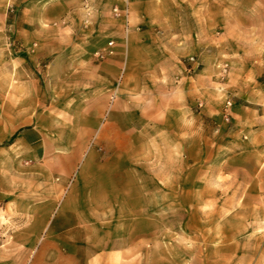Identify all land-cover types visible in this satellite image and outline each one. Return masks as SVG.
Returning <instances> with one entry per match:
<instances>
[{
	"label": "rangeland",
	"instance_id": "rangeland-1",
	"mask_svg": "<svg viewBox=\"0 0 264 264\" xmlns=\"http://www.w3.org/2000/svg\"><path fill=\"white\" fill-rule=\"evenodd\" d=\"M44 2L26 0L6 9V31H0V41L8 46L0 49V264H85L90 258L84 234L91 219L99 224L95 227L102 235L97 243L101 252L139 249L133 261L115 255L112 264H264V178L246 176L249 163L237 162L234 148L221 138L238 129L235 122L251 124L243 111L236 116L229 113L246 105L241 99H237L240 106L234 105L226 96L244 83L240 76L245 68L228 64L234 37L230 21L235 19L230 15L234 9H251L257 14L251 23L264 27V16L259 14L264 12V0H219L218 16L211 14L205 0L203 18L209 24L203 36L205 52L195 56L198 70L205 68L208 73H203L198 89L203 102L212 107L204 117L203 156H187L188 189L181 194V207L143 208L118 217L113 210L85 208L83 201L90 196L83 190L92 179L84 172L78 175L81 162L73 168L67 156H86L90 150L96 156L111 155L110 146L99 145V129L93 122L90 126V119L103 118L101 110L109 108L125 73L128 0L120 1V16L114 17L118 23L105 0L100 5L108 15L93 16L92 21L84 14L54 13L37 22L32 12ZM71 5L81 9L79 1ZM2 15L0 7V30ZM109 41L114 42V53L96 56ZM21 50L22 62L9 60ZM54 58L59 59L56 64H52ZM115 58H119L118 70H108L114 81L109 80L108 90L101 91L97 65ZM257 82L264 83V73ZM262 100L264 116V94ZM48 105L52 107L47 109ZM66 138L71 142L64 143ZM124 165L151 171V156H130ZM235 171L241 176L233 177ZM138 179L133 180L135 185L147 184ZM251 181L256 192L250 191ZM179 197L173 194L172 200ZM92 200L98 202L99 194ZM74 229L81 234L78 241L71 239ZM114 229L120 235L110 234ZM107 232L110 239L105 237ZM73 243L80 246L82 255L68 256Z\"/></svg>",
	"mask_w": 264,
	"mask_h": 264
},
{
	"label": "crops",
	"instance_id": "crops-1",
	"mask_svg": "<svg viewBox=\"0 0 264 264\" xmlns=\"http://www.w3.org/2000/svg\"><path fill=\"white\" fill-rule=\"evenodd\" d=\"M25 1L0 0V7L4 8L3 30L0 31H6V9ZM41 1H45L43 6L32 12L37 22H44L48 17L54 16V13L63 17L84 14L88 20L93 16L108 15L102 12V0ZM78 1L81 9L71 5ZM105 1L111 11L120 7L121 0ZM206 1L209 2L207 9L212 15L218 16L219 0ZM204 9L205 0H128L125 73L112 95L109 108L101 110L103 118L96 116L90 119L93 127L99 129V145L110 146L111 155L96 156L97 153L90 150L86 156H67L73 168H77L81 162L78 175L84 172L92 179L87 185L88 188L83 190L90 196L89 200L83 201L85 208L113 210V214L118 217L125 213L134 215L143 208L181 207V194L187 193L188 189L187 156H203L204 117L212 108L209 102H203V92L198 89L204 82L205 68L197 69L193 74L186 71V59L202 56L205 52L203 36L208 33V30L205 31V24H209L204 22L203 17L207 15L204 14ZM259 14L264 16L262 11ZM111 15L118 23L114 13ZM230 16L235 19L230 21V33H233L234 37L228 64H243L245 68L240 76L244 83H240L232 92H226V96L234 105H239L237 99L245 101L246 105H241L242 110L231 108L229 113L236 116L243 111L250 118L251 124L235 122L238 129L231 130L221 138L228 146L234 148L233 156H236L237 162L249 163L245 164L246 176L264 178V116L261 113L264 83L257 82L264 73V27L251 23V18L257 14L248 8L234 9ZM38 29L39 26L34 32L37 33ZM14 32L19 33L17 30ZM7 47L6 43L0 41V49L6 50ZM19 52L21 53L17 54L14 51L16 55L10 56L9 60L22 62L24 51ZM58 60L54 58L52 64H56ZM118 65L119 58L97 65L100 75L96 81H99L101 91L108 90L109 80L114 81V77L108 73L109 68L117 71ZM220 65L222 66L221 63ZM8 73L11 76V66L8 67ZM205 74H208L207 71ZM51 107L52 105H48L47 109ZM37 126L38 122L35 128ZM90 126L92 127V123ZM70 142L67 138L64 141ZM130 149L132 155L129 154ZM130 156H151V171L124 167L125 160L130 159ZM257 156L263 157L258 161L247 160ZM33 157L32 159L38 160L41 156ZM55 157L59 158L54 156V159ZM238 176L241 174L235 171L233 177ZM117 178L121 180L118 182ZM135 178H139L137 182L144 179L147 184L135 185ZM249 186L250 191H257L252 181ZM94 194H99L98 202L92 200ZM173 194H179V199L172 200ZM173 201L175 204L171 203ZM88 224L91 227L84 235L87 241L86 255L90 259L85 264H112L111 257L115 255L131 257L133 261L134 257L139 255L138 248L101 252L97 243L102 235L99 227H95L99 224L92 219ZM131 224L133 231L134 222ZM111 233L120 235L115 229ZM78 235L81 236L75 232L74 238L71 239L80 240ZM106 235H109L108 232L105 237L110 239ZM121 236L123 237L124 233H121ZM70 246L73 251L70 249L68 256L82 255L78 244L73 243Z\"/></svg>",
	"mask_w": 264,
	"mask_h": 264
},
{
	"label": "built area",
	"instance_id": "built-area-1",
	"mask_svg": "<svg viewBox=\"0 0 264 264\" xmlns=\"http://www.w3.org/2000/svg\"><path fill=\"white\" fill-rule=\"evenodd\" d=\"M113 13H114L115 17H119L120 16V12H119V10L117 8H114L113 9ZM113 49H114V42L113 41H109L107 43L106 47H105V50L103 52H97L96 53V56H98L99 58H103L104 56H110L114 52ZM198 67H199V63H198L197 59L194 56L189 57L187 59V67H186L187 69H186V71L188 73H195L196 70L198 69ZM121 77H122V74L120 75V78ZM230 107H231V102L228 101L226 103V106H225V109H226L225 120L226 121L229 120V116H228L227 111H228V109Z\"/></svg>",
	"mask_w": 264,
	"mask_h": 264
}]
</instances>
